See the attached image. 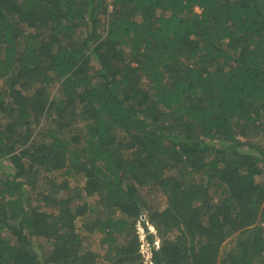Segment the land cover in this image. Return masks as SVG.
Wrapping results in <instances>:
<instances>
[{
  "label": "trees",
  "instance_id": "obj_1",
  "mask_svg": "<svg viewBox=\"0 0 264 264\" xmlns=\"http://www.w3.org/2000/svg\"><path fill=\"white\" fill-rule=\"evenodd\" d=\"M0 81V264H264V0H0Z\"/></svg>",
  "mask_w": 264,
  "mask_h": 264
},
{
  "label": "rangeland",
  "instance_id": "obj_2",
  "mask_svg": "<svg viewBox=\"0 0 264 264\" xmlns=\"http://www.w3.org/2000/svg\"><path fill=\"white\" fill-rule=\"evenodd\" d=\"M111 1V0H110ZM1 84V81H0ZM5 164H7V161L5 162ZM8 170V169H7ZM149 195L151 196L152 200L151 203H160L159 201L161 200L160 198V194H156V193H149ZM39 241V240H38ZM39 243H41L42 247L45 246V243L43 241H39ZM36 251H38V248H36ZM144 253H145V247L143 249ZM146 256V255H145Z\"/></svg>",
  "mask_w": 264,
  "mask_h": 264
},
{
  "label": "built area",
  "instance_id": "obj_3",
  "mask_svg": "<svg viewBox=\"0 0 264 264\" xmlns=\"http://www.w3.org/2000/svg\"><path fill=\"white\" fill-rule=\"evenodd\" d=\"M140 230V232L142 233V229L140 228L139 229ZM141 240H143V235L141 234ZM143 249H144V246H143V244L141 245V251H143ZM144 252V251H143ZM145 259H147L148 258V255L145 253Z\"/></svg>",
  "mask_w": 264,
  "mask_h": 264
}]
</instances>
